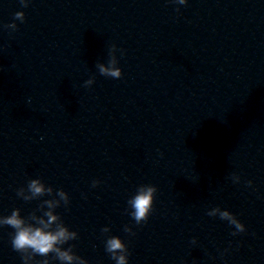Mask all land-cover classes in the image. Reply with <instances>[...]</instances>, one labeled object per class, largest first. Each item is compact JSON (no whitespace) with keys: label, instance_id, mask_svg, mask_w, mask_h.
Instances as JSON below:
<instances>
[{"label":"clouds","instance_id":"1","mask_svg":"<svg viewBox=\"0 0 264 264\" xmlns=\"http://www.w3.org/2000/svg\"><path fill=\"white\" fill-rule=\"evenodd\" d=\"M174 3L184 5L187 0H173ZM22 7H28L29 0H20ZM179 11V9H177ZM14 20L21 23L25 20L23 11H17L14 14ZM6 28L16 30V23L5 25ZM121 55L124 50L120 49ZM117 47L113 44L109 51V59L107 65L97 63L96 68L100 75L120 79L123 75L122 69L118 66L116 56ZM0 67V71H2ZM95 82V78H90L84 82L85 87H90ZM233 183H240V176L233 173L230 176ZM99 180L92 181V187L99 185ZM252 181L246 182L248 187H252ZM157 193V188L154 185H140L136 189L128 201V215L135 221L136 225H141L148 221L150 214L153 211V205ZM17 196L24 201H32L40 197L49 196L51 199H45L39 205L38 211L42 215H37L35 211L28 216L22 217L19 208L13 209L8 216H0V226H8L14 231L10 234L11 245L14 251L21 254L23 264H49L47 257L52 254L53 258L58 260L60 264H88V261L81 256H78L73 251L74 246L67 249L62 246L68 241L78 239V233L71 231L65 225L61 216L56 213V209L62 204L67 207L70 203L69 195L63 189L54 190L52 186L45 185L41 179H30L27 187H21L17 190ZM208 216H218L221 220L227 221L230 226H233L235 231L232 235H238L246 231L245 225L229 210L221 209L219 206L211 208L206 213ZM124 231L130 235H135L132 227L125 225ZM101 232L107 234L110 232L108 227L101 229ZM196 243L195 238L191 241ZM105 251L110 254L112 260L116 264H128L130 252L126 243L119 236H107L105 240ZM36 256L45 257L43 260H35Z\"/></svg>","mask_w":264,"mask_h":264}]
</instances>
